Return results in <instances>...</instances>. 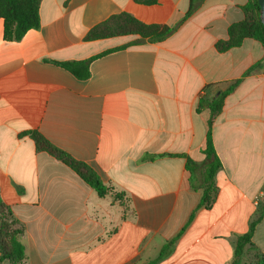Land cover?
Wrapping results in <instances>:
<instances>
[{
    "label": "crops",
    "instance_id": "crops-1",
    "mask_svg": "<svg viewBox=\"0 0 264 264\" xmlns=\"http://www.w3.org/2000/svg\"><path fill=\"white\" fill-rule=\"evenodd\" d=\"M247 2L41 0L40 27L12 42L0 18V198L24 227V264H149L171 241L156 264H235L237 239L264 205V47L216 45ZM123 14L177 28L161 42L88 39ZM93 57L85 80L57 64ZM238 80L212 127L216 193L200 205L211 112L197 109ZM30 131L109 194L37 150ZM262 253L264 216L238 264Z\"/></svg>",
    "mask_w": 264,
    "mask_h": 264
},
{
    "label": "trees",
    "instance_id": "trees-1",
    "mask_svg": "<svg viewBox=\"0 0 264 264\" xmlns=\"http://www.w3.org/2000/svg\"><path fill=\"white\" fill-rule=\"evenodd\" d=\"M144 4H156L158 0H135ZM41 0H0V18L3 19V38L5 41H20L26 33L40 27V9ZM244 19L236 24H233L228 29V39L217 43L219 52H225L234 47L240 46L245 39H253L262 44L264 47V25L260 20V5L258 0H248L243 6ZM177 27L171 28L168 26L145 25L135 18L123 14L118 17H113L103 25L93 29L89 36V40L101 38H110L118 35H139L141 38H149L152 42H161L169 37ZM96 57L82 62H65L57 63L72 72L77 78L85 80L89 78V64ZM252 70V69H251ZM249 70L246 74L250 73ZM245 74V75H246ZM240 80L236 81L231 87L221 93V95L206 103L201 101L197 111L202 107L210 109L211 115L208 120V132L206 139V162L202 175L204 194L200 205H209L213 202L216 187L214 179L218 171L221 169V162L216 154L212 127L215 118L222 110L224 99L228 96L239 84ZM29 135L35 142L36 148L39 151H45L62 161L72 170H74L89 186H91L100 197L109 194L110 189L103 183L101 178L86 164L76 161L63 150L55 147L40 133L30 131L24 133ZM264 216V205L259 209L250 223L249 231L238 237L236 243L235 264L243 255L247 246H252V238L257 224ZM24 233V227L14 217L11 208L6 205L0 198V263L8 261L10 264H24L25 248L20 241V237ZM173 242L166 244L160 252L158 258L149 264H156L165 258L171 251ZM255 264H264V254H257Z\"/></svg>",
    "mask_w": 264,
    "mask_h": 264
},
{
    "label": "water",
    "instance_id": "water-1",
    "mask_svg": "<svg viewBox=\"0 0 264 264\" xmlns=\"http://www.w3.org/2000/svg\"><path fill=\"white\" fill-rule=\"evenodd\" d=\"M258 2L260 5V20L264 25V0H258Z\"/></svg>",
    "mask_w": 264,
    "mask_h": 264
},
{
    "label": "built area",
    "instance_id": "built-area-1",
    "mask_svg": "<svg viewBox=\"0 0 264 264\" xmlns=\"http://www.w3.org/2000/svg\"><path fill=\"white\" fill-rule=\"evenodd\" d=\"M264 196V192L261 194V197H263Z\"/></svg>",
    "mask_w": 264,
    "mask_h": 264
}]
</instances>
